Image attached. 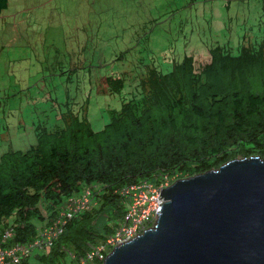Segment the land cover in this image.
<instances>
[{
    "label": "trees",
    "instance_id": "1",
    "mask_svg": "<svg viewBox=\"0 0 264 264\" xmlns=\"http://www.w3.org/2000/svg\"><path fill=\"white\" fill-rule=\"evenodd\" d=\"M143 1L87 0L86 10L83 2L72 9L68 16L74 21L80 16V23L64 33L65 44L54 58L59 75H67L70 84L77 76V93L67 92L65 99L60 92L43 95L40 103L57 104L58 110L53 105L49 114L35 110L9 119L7 129L21 119L31 128L27 144L0 153V239L13 229L5 247L31 243L72 198L91 190V208L68 222L51 247L20 264H32L31 258L39 264H68L70 254L73 264H80L124 220L130 207L124 189L144 181L173 184L239 158H264V38L244 37L237 54L213 45L203 63L185 55L163 69L144 44L152 40L154 19L138 12ZM9 2L0 0V18ZM128 3L138 15L124 12ZM13 23L18 28L17 20ZM108 50L111 54L103 55ZM130 56L139 58L130 72L121 71V65L120 74L115 70L99 78L96 93H83L87 71L78 72L89 69L97 75L95 69L121 59L126 64ZM96 96L104 98L93 111ZM92 111L108 117L103 129L93 127ZM42 114L44 121L35 119Z\"/></svg>",
    "mask_w": 264,
    "mask_h": 264
},
{
    "label": "rangeland",
    "instance_id": "2",
    "mask_svg": "<svg viewBox=\"0 0 264 264\" xmlns=\"http://www.w3.org/2000/svg\"><path fill=\"white\" fill-rule=\"evenodd\" d=\"M81 2L86 10L87 0H10L9 8L0 18V142L3 143L0 144V153L27 144L30 124L21 119L18 126L7 129L11 122L9 119L35 110L52 113L54 104L40 103L43 95L60 92L65 99L67 92L72 96L77 93V76L70 84L67 75H59L54 57L58 47L65 44V30L70 29L65 21L72 9H80ZM127 5L131 6V10L135 8L132 3L125 4V13L129 11L128 15H138ZM51 6L58 10L50 11ZM139 6L138 12L142 16L154 19L149 26L153 32L152 40L144 44L147 51L154 55L156 66L163 69L171 59L181 60L185 55L194 56L203 63L209 57V47L213 45H226L237 54L244 44V37L264 38V0H159L158 4L144 0ZM14 17L17 18L18 28L5 30L4 33H8L5 35L2 28L13 26ZM20 19L22 24L19 23ZM50 20L59 24V28L52 27ZM11 31L16 34H10ZM53 43L55 46H52ZM135 51L139 52L140 47ZM108 54H111V50L103 55ZM131 58L136 57H127L126 64L120 63L124 60L121 59L120 62L113 61L99 70L95 69L97 75H90L89 69L78 72L82 74L87 71L81 88L83 93H96L99 78L113 74L121 65V71L130 72L134 66L132 63L139 59ZM100 59L104 60L102 57ZM121 71L118 70V73ZM103 98L96 96L92 103L93 111L94 103L98 104ZM54 107L58 110L57 104ZM10 111L15 114L10 116ZM93 111L90 121L96 130H101L107 124L108 117L103 119L99 111ZM35 119L44 121L46 117ZM16 137L25 141L21 142ZM66 261L73 264L71 256ZM32 264L39 263L34 259Z\"/></svg>",
    "mask_w": 264,
    "mask_h": 264
},
{
    "label": "water",
    "instance_id": "3",
    "mask_svg": "<svg viewBox=\"0 0 264 264\" xmlns=\"http://www.w3.org/2000/svg\"><path fill=\"white\" fill-rule=\"evenodd\" d=\"M161 196L154 226L103 264H264V158L179 179Z\"/></svg>",
    "mask_w": 264,
    "mask_h": 264
},
{
    "label": "built area",
    "instance_id": "4",
    "mask_svg": "<svg viewBox=\"0 0 264 264\" xmlns=\"http://www.w3.org/2000/svg\"><path fill=\"white\" fill-rule=\"evenodd\" d=\"M171 185L170 180L166 179L159 186L144 181L124 189L121 193L130 199V207L124 220L115 233L107 238L104 243L96 246L80 264H97V262L103 264L115 247L132 240L153 227L163 203L161 193ZM90 192L91 190L86 191L80 197L72 198L55 223L50 228L43 230L41 236L29 244H15L5 247L4 245L13 237V229H6L0 239V264H20L24 257L32 255L37 250L51 247L53 241L63 233L68 222L79 213L91 208ZM70 255L74 258L72 254Z\"/></svg>",
    "mask_w": 264,
    "mask_h": 264
},
{
    "label": "clouds",
    "instance_id": "5",
    "mask_svg": "<svg viewBox=\"0 0 264 264\" xmlns=\"http://www.w3.org/2000/svg\"><path fill=\"white\" fill-rule=\"evenodd\" d=\"M51 7H53V9L56 11V10H58V8H54V6H51ZM3 16V15H2ZM79 19H80V16L78 17V19L77 20H73V18H71V17H67V19H66V21H65V24L68 26V27H70V26H76V25H78L80 22H79ZM15 20H17V18H13V21H15ZM9 28H16V26H15V24L12 26V25H9V27L8 28H3L4 29V31L5 30H7V29H9ZM72 27H70V29H71ZM4 31H3V33H4ZM65 32H67L66 30H65ZM5 35H8V33H4ZM10 34H16V33H14L13 31H11V33ZM69 256H71V255H69ZM71 259L73 260L74 258H72L71 257Z\"/></svg>",
    "mask_w": 264,
    "mask_h": 264
},
{
    "label": "crops",
    "instance_id": "6",
    "mask_svg": "<svg viewBox=\"0 0 264 264\" xmlns=\"http://www.w3.org/2000/svg\"><path fill=\"white\" fill-rule=\"evenodd\" d=\"M38 252H41V250L37 251V253H38ZM31 259H33V260H34V258H31ZM33 260H32V261H33ZM38 263H39V262H38Z\"/></svg>",
    "mask_w": 264,
    "mask_h": 264
}]
</instances>
